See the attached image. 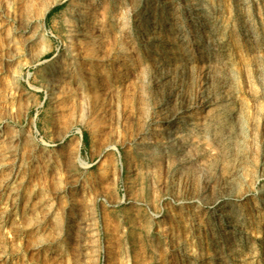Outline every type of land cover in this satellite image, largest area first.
Returning a JSON list of instances; mask_svg holds the SVG:
<instances>
[{
  "label": "rangeland",
  "instance_id": "1",
  "mask_svg": "<svg viewBox=\"0 0 264 264\" xmlns=\"http://www.w3.org/2000/svg\"><path fill=\"white\" fill-rule=\"evenodd\" d=\"M0 165V264H264V0H0Z\"/></svg>",
  "mask_w": 264,
  "mask_h": 264
},
{
  "label": "trees",
  "instance_id": "2",
  "mask_svg": "<svg viewBox=\"0 0 264 264\" xmlns=\"http://www.w3.org/2000/svg\"><path fill=\"white\" fill-rule=\"evenodd\" d=\"M62 7H63V5H60V6L55 7V8L50 12L49 16L52 15V13H54V12L60 10ZM84 143H85V144H88V138H87V135H84Z\"/></svg>",
  "mask_w": 264,
  "mask_h": 264
},
{
  "label": "bare ground",
  "instance_id": "3",
  "mask_svg": "<svg viewBox=\"0 0 264 264\" xmlns=\"http://www.w3.org/2000/svg\"><path fill=\"white\" fill-rule=\"evenodd\" d=\"M1 168H2V166L0 165V171H1Z\"/></svg>",
  "mask_w": 264,
  "mask_h": 264
}]
</instances>
